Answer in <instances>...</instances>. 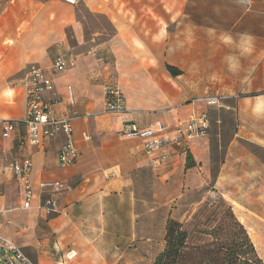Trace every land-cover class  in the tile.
<instances>
[{"label":"crops","instance_id":"0c3cea01","mask_svg":"<svg viewBox=\"0 0 264 264\" xmlns=\"http://www.w3.org/2000/svg\"><path fill=\"white\" fill-rule=\"evenodd\" d=\"M242 1H248L250 13L239 0H79L73 6L61 0H0V78L17 74L13 88L21 96L13 113H0V121L15 122L7 138L0 127V235L34 264H152L163 251L166 222L189 219L174 217L175 196L168 197L178 165L186 160L169 151L168 163L152 169L140 141L118 133L124 123L146 128L160 121L172 128L190 114L214 108L195 100L222 94L238 97L241 118L264 124V34L254 28L264 0ZM216 10L233 11L235 20L205 17ZM231 27L237 28V47L229 42ZM217 33L225 44L218 53L222 72L168 73L167 47L214 45ZM59 56L67 69L55 74L51 66ZM30 65L41 67L54 83L53 116L77 114L71 125L78 158L72 165L58 162L63 136L38 147L26 141L24 77ZM110 75L125 96L120 115L104 109L103 84ZM0 100L12 105L9 97ZM255 138L264 149V136ZM208 157L200 151L202 163ZM24 158L33 163L31 210L22 208L23 186L8 165ZM46 181L69 188L58 215L36 209L38 183Z\"/></svg>","mask_w":264,"mask_h":264},{"label":"rangeland","instance_id":"374dc122","mask_svg":"<svg viewBox=\"0 0 264 264\" xmlns=\"http://www.w3.org/2000/svg\"><path fill=\"white\" fill-rule=\"evenodd\" d=\"M239 2L244 13H250L247 10L248 1ZM258 13L259 25L254 28L260 30L263 35L264 9ZM204 15L209 20L221 19L230 22L236 17L233 11L225 10H216ZM231 29L229 42L231 47H237V28ZM249 29L246 27L244 31ZM216 36L218 38H215L214 45L167 47L165 66L173 65L179 68L180 74L185 70L198 75H206L207 70L213 69L216 74L222 72V58L218 53L225 44L220 41L219 33ZM234 68L237 69V65ZM16 77L17 74L0 78L4 82V89H0V95L4 96H0V99L6 100L9 97V103L12 104L0 100V113L10 114L18 107L21 96L13 88ZM201 83L203 86L208 84L206 79ZM205 94L214 95L211 92ZM219 97L221 99L218 107L212 108L207 114L211 122L207 135L198 143L199 147L192 149L193 154L187 152L191 154L194 166L187 170L185 164L178 165V172L173 176L174 188L168 197L175 196L173 203L176 218H191L206 202L212 203L220 198L225 200L243 224L258 256L264 262V149L254 142L257 135L264 136V124L241 118L237 96L226 97L222 94ZM231 101L233 107L227 108ZM200 151L209 155L203 163L199 158ZM160 217L163 220L164 214L161 213Z\"/></svg>","mask_w":264,"mask_h":264},{"label":"built area","instance_id":"2783aa9c","mask_svg":"<svg viewBox=\"0 0 264 264\" xmlns=\"http://www.w3.org/2000/svg\"><path fill=\"white\" fill-rule=\"evenodd\" d=\"M63 3L73 6L79 0H61ZM67 69V63L63 56L54 60L51 70L55 74L64 72ZM99 77H95L98 79ZM25 101L24 118L22 124L27 128L26 141L33 147L41 145L45 139L52 140L57 136H63L64 143L58 153V162L61 167L72 165L78 156V151L73 140L72 121L76 119L77 114L62 116L59 119L53 116L50 108L49 95L54 91V83L37 65H30L25 74ZM69 105H73V94L70 88H67ZM104 109L106 113L120 115L125 111V96L120 92L115 77L107 76L103 84ZM221 97H204L195 100V102L204 104L206 107H218ZM15 122L0 121L2 138H7L14 130ZM210 127V121L206 112L200 115L190 114L185 119L178 121L172 128L164 126L160 121L146 128H138L134 125L124 123L122 130L118 133L120 138L137 139L140 141L141 153L150 158L152 169L161 167L168 163L173 151L181 156H186L191 144L196 140L203 139ZM174 132L169 136L170 131ZM83 139L88 141L86 134ZM9 167L16 177V180L23 186L24 195L22 208L31 210L34 198L31 190V169L33 166L31 159H14ZM40 190L39 202L36 209L44 211L46 215H58L61 213V204L59 203L62 195L69 188L63 183L56 181H46L38 183ZM0 264H34L22 253L10 239L0 235Z\"/></svg>","mask_w":264,"mask_h":264},{"label":"trees","instance_id":"16d2710c","mask_svg":"<svg viewBox=\"0 0 264 264\" xmlns=\"http://www.w3.org/2000/svg\"><path fill=\"white\" fill-rule=\"evenodd\" d=\"M166 69L174 77L180 73L170 65ZM185 159L188 170L194 162L191 154ZM164 233L163 251L152 264H264L231 205L222 198L206 202L185 223L169 219Z\"/></svg>","mask_w":264,"mask_h":264},{"label":"bare ground","instance_id":"6f19581e","mask_svg":"<svg viewBox=\"0 0 264 264\" xmlns=\"http://www.w3.org/2000/svg\"><path fill=\"white\" fill-rule=\"evenodd\" d=\"M246 1V0H245Z\"/></svg>","mask_w":264,"mask_h":264}]
</instances>
